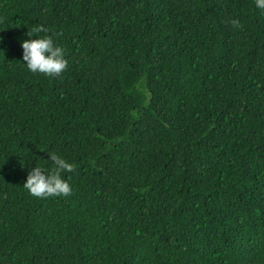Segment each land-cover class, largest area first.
Returning a JSON list of instances; mask_svg holds the SVG:
<instances>
[{
    "label": "trees",
    "instance_id": "trees-1",
    "mask_svg": "<svg viewBox=\"0 0 264 264\" xmlns=\"http://www.w3.org/2000/svg\"><path fill=\"white\" fill-rule=\"evenodd\" d=\"M28 33L61 75L24 67ZM50 152L72 194L38 199ZM0 264H264V10L0 0Z\"/></svg>",
    "mask_w": 264,
    "mask_h": 264
},
{
    "label": "clouds",
    "instance_id": "clouds-1",
    "mask_svg": "<svg viewBox=\"0 0 264 264\" xmlns=\"http://www.w3.org/2000/svg\"><path fill=\"white\" fill-rule=\"evenodd\" d=\"M254 3L257 9L264 10V0H254ZM34 31L47 30L41 26ZM28 36L29 39L20 42L24 67L33 74H42L50 78L61 75L67 67L64 49L55 43L52 36L44 35L34 39L30 33ZM48 156L52 168L46 170L41 166L32 167L23 188L29 195L38 199L70 196L72 186L62 174L73 172L74 164L55 152L48 153Z\"/></svg>",
    "mask_w": 264,
    "mask_h": 264
}]
</instances>
